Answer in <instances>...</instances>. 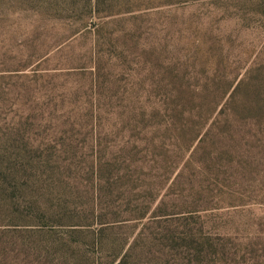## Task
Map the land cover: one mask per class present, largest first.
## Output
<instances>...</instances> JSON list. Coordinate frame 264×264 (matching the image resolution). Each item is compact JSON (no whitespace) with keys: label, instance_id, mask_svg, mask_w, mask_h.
<instances>
[{"label":"rangeland","instance_id":"374dc122","mask_svg":"<svg viewBox=\"0 0 264 264\" xmlns=\"http://www.w3.org/2000/svg\"><path fill=\"white\" fill-rule=\"evenodd\" d=\"M158 1L67 15L53 0H0V189L6 167L28 163L33 196L25 220L0 208V230L47 224L63 237L65 210L91 212L94 157L116 187L161 183L168 207L160 225L149 212L112 231L117 243L93 244L96 225L68 247L34 242L30 264H116L147 224H188L192 240L141 242L128 264H264V0ZM230 124L246 144L236 168Z\"/></svg>","mask_w":264,"mask_h":264},{"label":"trees","instance_id":"16d2710c","mask_svg":"<svg viewBox=\"0 0 264 264\" xmlns=\"http://www.w3.org/2000/svg\"><path fill=\"white\" fill-rule=\"evenodd\" d=\"M55 6L59 8L64 13L70 15L72 12L83 8L84 13L87 10L90 14H96L100 10H103L104 7L110 10L109 15H115L117 13H111L112 8L123 6L124 9L129 12L134 11H143L147 9H153L160 6L158 0H53ZM59 2V6L57 5ZM190 1V0H187ZM184 1V2H187ZM164 4V3H163ZM119 14V13H118ZM225 106L227 111L230 109V114L238 115L243 110L245 105L241 99H229ZM231 105V108H230ZM207 106L206 103L199 104V108L204 109ZM211 112V110H210ZM231 137L229 142L226 144L225 151L229 153V163H231L234 168L239 164L237 153L238 147L240 145H246L244 142L240 143L236 139V134L238 133V128H234L230 124ZM207 132V131H206ZM204 136L199 140L201 143L197 151L204 149ZM243 141V139H242ZM101 159L94 157L92 162V173L93 176V200L91 204V212L81 213L76 210H65L63 212V222L65 223L63 227V237H57L52 227L43 224V226L38 231L31 230H21L17 226H12L14 229L3 231L0 230V260H5L6 264H11L12 262H18V264H30L31 255L29 250L33 247V243L38 242H59L63 246H69L67 243L73 242L74 238L78 241L84 239L92 225H96L98 228L92 235H90L91 241L95 245H102L108 240H114L117 243L115 238L110 237L115 229L123 227L128 223L142 221L145 217L148 216L149 212H152L148 216V220L151 221V224L160 225L161 219L157 220V217L161 215H156V212L161 209L162 206L167 207L165 196L159 198L160 193L163 187L157 183H154V188L147 189L143 184L133 183L132 185H127L126 188L116 187V182L119 177H111L110 174L106 175L107 167L103 166ZM143 169V166H140ZM6 169L9 170L10 183H7L6 180H1L5 183V187L0 189V208L6 206L7 214H9L10 219H24L28 217V212L22 209V206H25V202L32 203L33 196L29 189L30 186V166L25 164L22 167L17 166L16 163H11ZM64 169V168H63ZM145 170V167H144ZM5 179V178H4ZM24 181L22 182V180ZM163 186V185H162ZM9 188H13L19 194L9 193ZM68 188V189H67ZM63 199L68 202L71 200V196H75L73 191L70 189L68 184H65L63 187ZM7 190V191H6ZM149 190V191H147ZM147 193L152 194V200L147 199ZM18 195V196H17ZM19 197V198H18ZM116 199H113L115 198ZM118 198V199H117ZM155 207L152 210L153 205ZM122 206H125L123 209ZM116 208V209H114ZM168 208V207H167ZM3 209V208H2ZM125 209V211H123ZM152 210V211H151ZM169 214V213H166ZM44 216V215H42ZM74 222V223H73ZM73 223V224H71ZM82 223V224H81ZM147 224L144 227V231L139 232L132 239L130 247L127 251L121 255V252L118 253L120 259L116 264H128V259L131 256L130 249L133 247H139L141 242H159L162 245L164 241L174 242L178 245H187L189 241L192 240V230L188 227V224L176 231L171 230V227L168 226H159L158 231H153L152 233H147L146 229L148 228ZM2 229V228H0ZM178 230V231H177ZM11 233L12 237L10 242L4 241L1 238L2 233ZM110 232V233H108ZM124 242L122 247L125 246ZM121 244V241H120ZM18 249L24 252H18ZM28 251V252H27ZM118 256V257H119ZM115 261V260H114Z\"/></svg>","mask_w":264,"mask_h":264}]
</instances>
